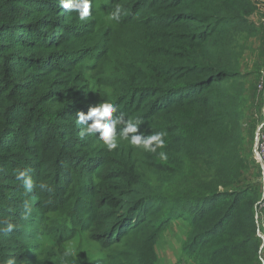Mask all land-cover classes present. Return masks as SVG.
<instances>
[{"label":"trees","instance_id":"1","mask_svg":"<svg viewBox=\"0 0 264 264\" xmlns=\"http://www.w3.org/2000/svg\"><path fill=\"white\" fill-rule=\"evenodd\" d=\"M91 5L81 21L60 0H0V229L16 226L0 230V264H159V234L176 219L189 220L190 264L226 255L258 264L252 167L262 186L246 151L239 49L252 3L111 0L122 11L109 31ZM86 66L101 76L87 79ZM92 82L110 88L114 116L145 136L165 133L164 147L148 152L118 136L109 151L96 135L81 139L77 113L97 105ZM17 170L32 178L31 193ZM51 223L56 246L41 239ZM83 232L105 258L63 246Z\"/></svg>","mask_w":264,"mask_h":264},{"label":"rangeland","instance_id":"2","mask_svg":"<svg viewBox=\"0 0 264 264\" xmlns=\"http://www.w3.org/2000/svg\"><path fill=\"white\" fill-rule=\"evenodd\" d=\"M98 10L100 26L104 31L116 29L115 19H111L112 13L111 0H95ZM248 4L252 3V10L248 15L249 20L253 24V30L251 32H245L240 35V55L244 71L247 72V109L246 116L243 121L244 134L246 136V151L253 152L255 148L256 132L259 126L264 122V0H245ZM118 35L113 37L110 43H118ZM120 40V39H119ZM86 63L91 64L92 57L84 59ZM84 74L87 79L95 81L101 76L100 73L90 70L89 66L84 68ZM92 90L95 95L97 104L107 100V94L110 90L107 86H101L95 82H92ZM255 159V156H254ZM256 161V159H255ZM257 163V161H256ZM257 167L251 169L253 178L255 177V187H258V191L264 192L261 176H259V182L261 183L262 190H259L257 180ZM222 189V188H221ZM263 201V200H262ZM259 225L256 226V237L260 240V246L258 248V264H264V204L259 206V212L255 216ZM189 220L176 219L173 223L169 224L163 232L159 234L158 241L155 246L159 264H190L192 258H189L187 254L182 255V245L187 241L189 229ZM53 224L51 223L46 229V233L42 236L43 244L48 246H56L52 234ZM255 229V225H254ZM258 235V236H257ZM186 243V242H185ZM63 246L66 249L85 250L91 256V259L105 258L103 257V251L99 243L92 241L88 238L85 232L77 234L69 242H65ZM229 252L228 255H232ZM182 255V257H181ZM247 256V255H246ZM188 257L187 261L182 258ZM231 260V257L225 256L222 259H218V264H227ZM256 261V262H257ZM260 261V262H259ZM229 264H238V261L233 260ZM243 264V263H242Z\"/></svg>","mask_w":264,"mask_h":264},{"label":"clouds","instance_id":"3","mask_svg":"<svg viewBox=\"0 0 264 264\" xmlns=\"http://www.w3.org/2000/svg\"><path fill=\"white\" fill-rule=\"evenodd\" d=\"M60 5L69 11L78 13L81 21L88 19L91 15V0H60ZM121 11V7L117 6L115 11L111 13L110 18L119 20ZM117 111L116 105L104 101L96 106L90 107L86 114L84 112L77 113L76 123L83 126L79 133L81 139L86 136L96 135L97 139L101 141L109 151L117 149L118 136L120 139L127 140L132 146L137 148L142 147L148 152H156L157 148L164 147L165 140L163 137L165 133L158 132L145 136L140 132L138 123H133L131 118H125V113L120 112L118 115L114 116L113 114ZM89 121H91V123H89ZM160 156L161 158H166L163 152L160 153ZM15 179L18 182H22V187L27 193L33 191V180L26 171L17 170ZM35 187L41 192L48 189V185L43 182L35 185ZM23 206L26 211L22 215L24 218H27L30 214L28 202L25 201ZM5 224L6 227L0 229L5 233H11L16 227L11 222H5ZM69 255H71L70 252H65L63 257ZM6 264H16V260L14 258L8 259Z\"/></svg>","mask_w":264,"mask_h":264},{"label":"built area","instance_id":"4","mask_svg":"<svg viewBox=\"0 0 264 264\" xmlns=\"http://www.w3.org/2000/svg\"><path fill=\"white\" fill-rule=\"evenodd\" d=\"M254 156L260 167V176H261V181L263 183V190H264V122H262V124L259 126L256 132ZM262 203L264 204V192L262 193V197L260 201L257 203L258 212H259V206H261Z\"/></svg>","mask_w":264,"mask_h":264}]
</instances>
